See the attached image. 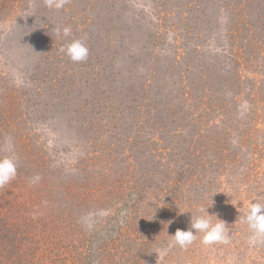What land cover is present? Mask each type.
Returning <instances> with one entry per match:
<instances>
[{
    "label": "rangeland",
    "instance_id": "rangeland-1",
    "mask_svg": "<svg viewBox=\"0 0 264 264\" xmlns=\"http://www.w3.org/2000/svg\"><path fill=\"white\" fill-rule=\"evenodd\" d=\"M5 155L0 264H264V0H0ZM198 208L227 243L175 244Z\"/></svg>",
    "mask_w": 264,
    "mask_h": 264
},
{
    "label": "clouds",
    "instance_id": "clouds-1",
    "mask_svg": "<svg viewBox=\"0 0 264 264\" xmlns=\"http://www.w3.org/2000/svg\"><path fill=\"white\" fill-rule=\"evenodd\" d=\"M67 3V0H46L49 8L55 7L57 10L62 9ZM63 35L69 36L71 33L70 27L63 28ZM57 35L61 30H56ZM61 52L69 57L72 62L80 63L87 60L89 49L82 39H74L61 48ZM9 145V150L12 147V139L9 137L6 141ZM18 167V158L13 155H5L0 157V188L9 184L16 178ZM40 180L39 175L31 178L32 183ZM208 208H198L197 215H191L190 228L187 230L177 229L174 235H171L175 244L186 249L196 239L198 233H203L202 243L204 245H212L215 243H227L228 229L224 221L216 217L215 223L212 221L214 214H209ZM240 223L246 224L253 234V240L256 243H264V202L259 199L251 201L247 211L240 216ZM195 230V234L193 233Z\"/></svg>",
    "mask_w": 264,
    "mask_h": 264
}]
</instances>
